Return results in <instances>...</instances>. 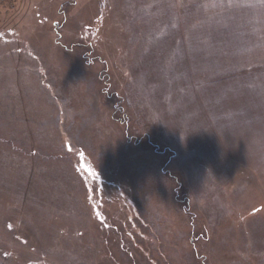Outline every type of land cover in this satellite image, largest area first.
Instances as JSON below:
<instances>
[{"label":"rangeland","instance_id":"rangeland-1","mask_svg":"<svg viewBox=\"0 0 264 264\" xmlns=\"http://www.w3.org/2000/svg\"><path fill=\"white\" fill-rule=\"evenodd\" d=\"M0 264H264V0H0Z\"/></svg>","mask_w":264,"mask_h":264}]
</instances>
